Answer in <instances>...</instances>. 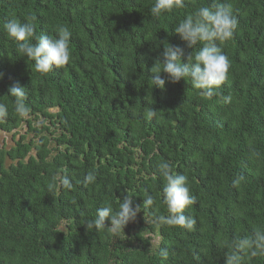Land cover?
<instances>
[{
	"label": "trees",
	"instance_id": "1",
	"mask_svg": "<svg viewBox=\"0 0 264 264\" xmlns=\"http://www.w3.org/2000/svg\"><path fill=\"white\" fill-rule=\"evenodd\" d=\"M225 2L238 27L221 46L230 67L219 95L183 78L152 86L166 42L195 52L176 25ZM154 3L0 0V104L8 107L0 131L13 142L0 146V264H226L234 239L264 231V0H187L159 18ZM13 18L36 35L68 27L70 63L36 71L3 30ZM10 87L25 88L26 115L15 112ZM161 162L187 177L192 231L161 219L169 215ZM88 172L92 184L84 183ZM125 196L139 211L124 232L87 228L98 208L115 213ZM243 258L264 264L251 250Z\"/></svg>",
	"mask_w": 264,
	"mask_h": 264
},
{
	"label": "clouds",
	"instance_id": "2",
	"mask_svg": "<svg viewBox=\"0 0 264 264\" xmlns=\"http://www.w3.org/2000/svg\"><path fill=\"white\" fill-rule=\"evenodd\" d=\"M187 0H155L150 7L153 17L159 18L166 13L186 7ZM238 27V22L232 12L230 3H217L209 7L201 6L192 14L186 15L175 27L176 33L186 42L187 52L184 47L165 43L162 55V67L152 68L155 73L151 77L152 86L165 90L166 81L177 83L182 78L191 83L196 89L206 91L211 97L219 95L218 89L227 81L229 60L222 51V45L231 40ZM7 36L15 42V52L27 57L28 61L35 62L36 71L47 74L53 68L63 69L71 59L70 41L72 32L66 26H59L55 35L35 34L34 26L30 22L21 23L18 19H8L3 24ZM187 61L186 63L184 61ZM166 73L162 77L160 73ZM9 94L14 97V109L17 114L24 116L29 109L25 103L26 92L23 87H10ZM224 102H229L230 96H222ZM8 107L0 104V117L6 116ZM147 118L155 117L156 112L146 111ZM160 175L165 181L163 188V203L169 215L162 217L163 222L169 226H179L192 231L195 229L196 220L190 215H184V210L196 203V198L190 193L187 177L183 174H173L171 167L166 162L158 165ZM96 180L94 172H88L84 177L85 184H92ZM65 188H72L69 178L63 180ZM151 196L146 200L147 205H153ZM138 205L133 206V200L125 196L119 204V210L114 213L111 206L100 207L91 222H85L88 229L97 230L107 228L113 235L119 236L129 222L134 221ZM106 221L109 223L106 224ZM233 251L226 255V264H245L244 254L251 250V255L264 254V231L255 230L251 238L245 236L232 241ZM162 258L168 257V251L161 249Z\"/></svg>",
	"mask_w": 264,
	"mask_h": 264
},
{
	"label": "rangeland",
	"instance_id": "3",
	"mask_svg": "<svg viewBox=\"0 0 264 264\" xmlns=\"http://www.w3.org/2000/svg\"><path fill=\"white\" fill-rule=\"evenodd\" d=\"M26 130V127L23 126L21 128V130H19L20 133H24ZM18 135L16 136V138L19 136V133H17ZM13 142L11 140V133H5L3 131H0V146H2L3 144L6 145V146H9L11 145ZM153 238V241L155 244L158 243V237L156 236H152Z\"/></svg>",
	"mask_w": 264,
	"mask_h": 264
}]
</instances>
